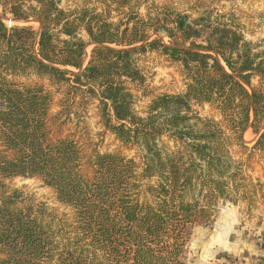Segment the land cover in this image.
Instances as JSON below:
<instances>
[{"label": "trees", "instance_id": "trees-1", "mask_svg": "<svg viewBox=\"0 0 264 264\" xmlns=\"http://www.w3.org/2000/svg\"><path fill=\"white\" fill-rule=\"evenodd\" d=\"M103 3L129 11L112 21L106 10H64L59 0H0V186L37 177L73 211L67 222L39 205L17 206L16 192L0 194V264H183L193 228L211 224L219 200L252 203L264 188L231 154L234 144L247 148V129L264 154V93L251 84L264 83V46L246 40L230 14L140 15L133 0ZM7 15L39 29L8 26ZM149 50L178 62L187 82L183 92L153 97L139 116L127 82L144 81L136 57ZM31 72L97 97L105 129L138 146L141 165L97 152L86 176L77 142L49 137V91L13 80ZM193 103L210 104L221 120L199 117Z\"/></svg>", "mask_w": 264, "mask_h": 264}, {"label": "rangeland", "instance_id": "rangeland-1", "mask_svg": "<svg viewBox=\"0 0 264 264\" xmlns=\"http://www.w3.org/2000/svg\"><path fill=\"white\" fill-rule=\"evenodd\" d=\"M59 7L64 10H71L81 7L96 9L100 12L106 10L112 21H117L124 16L129 9H120L115 5L105 6L102 0H59ZM173 12L189 14L192 17L198 16L207 9L214 10L220 14H230L238 30L244 38L254 44H259V48L264 46V0H133L132 10L138 11L140 15L150 13L155 15L164 9ZM8 25H30L34 29H39V24L35 20L15 22L11 16L3 18ZM86 39V35H82ZM152 34L150 38L155 37ZM165 43L168 39L165 35H160ZM93 45L87 47V56L83 65L88 60V54ZM137 65L144 76L141 84L127 82L133 94V109L139 116H144L151 99L162 93H180L185 89L187 82L182 73V67L178 62L170 60L167 56L157 50H149L138 54ZM21 85L34 83L42 84L51 95V104L47 114V129L51 139L71 138L75 140L81 150V169L89 176L91 173L90 163L95 153L113 152L119 153L127 158L134 159L141 165L142 151L136 145H124L117 140L113 134L105 129L99 111L97 97L89 92L77 88L72 82L52 83L47 77L38 76L34 73L16 76L13 79ZM251 84L256 89L264 93V83L258 77H253ZM192 109L201 118H211L220 121V115L210 104H192ZM257 138V134L251 129H247L243 134V140L247 148L241 149L234 144L231 147V154L235 159L242 162V171L249 175L253 183L258 180L264 184V154L252 149V145ZM161 142L170 149H174V142L168 136H163ZM0 194L11 195L14 192L19 194L16 201L17 206L28 203L42 206L50 215L56 219L72 221L73 211L71 207L57 201L52 188L45 186L37 177H13L1 179ZM264 187V185H263ZM254 201L249 203L245 200L232 203L221 199L218 201L215 216L210 225L197 226L187 243L183 256V264H186L190 254L197 259L200 253L208 255L204 246L210 244L209 250L215 244L214 235L226 229L228 234L234 237L243 236L245 240L252 241L260 238L261 252L264 248V188L258 189ZM51 215V216H52ZM242 232L239 228H243ZM230 232V233H229ZM214 241L211 242V239ZM260 250V249H259ZM257 255L259 252L256 253ZM256 255V256H257ZM205 257V256H203ZM211 256H209L210 258ZM211 264H255L256 257L242 259L238 256L216 253L214 258L209 259ZM215 260L214 262H212Z\"/></svg>", "mask_w": 264, "mask_h": 264}, {"label": "crops", "instance_id": "crops-1", "mask_svg": "<svg viewBox=\"0 0 264 264\" xmlns=\"http://www.w3.org/2000/svg\"><path fill=\"white\" fill-rule=\"evenodd\" d=\"M200 226V225H198ZM195 226L193 230L196 228ZM243 228H239L242 232L244 231V225L242 224ZM222 231L218 234L214 235V239L216 241L215 244H212L213 249L209 250L210 244H207L204 246V249L206 252H208V255H205V252L203 254L200 253V258L197 259L193 256V254H190V259L186 264H211L210 258H214L216 256V253L222 252L224 254L228 255H236L242 259L250 258L251 256L256 257L255 264H264V248L261 252V243L260 238H256L252 241H247L244 239L243 236H240L239 238L236 236L234 237L233 234H228L226 229L222 228ZM230 233V232H229ZM213 237L211 239V242L214 241ZM260 249V250H259ZM259 252L257 255L256 253ZM257 255V256H256ZM205 256V257H203ZM209 256H211L209 258ZM213 260L212 262H214ZM246 264H250L246 262Z\"/></svg>", "mask_w": 264, "mask_h": 264}]
</instances>
